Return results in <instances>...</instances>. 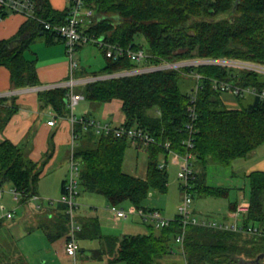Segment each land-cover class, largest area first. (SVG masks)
<instances>
[{
	"label": "trees",
	"instance_id": "1",
	"mask_svg": "<svg viewBox=\"0 0 264 264\" xmlns=\"http://www.w3.org/2000/svg\"><path fill=\"white\" fill-rule=\"evenodd\" d=\"M35 1L37 17H28L14 37L0 39V66L9 69L13 89L42 84L37 59L26 56L33 42L37 38L45 39L47 44L61 40L37 18L64 24L70 13L69 8H53L50 0ZM85 5L96 14L94 23L87 29L89 33L106 42L134 48L145 46L139 40L142 37L152 54L150 63L163 59L214 58L264 65V0H86ZM100 49L106 58L105 66L91 74L81 69L78 76L103 75L136 67L128 56L115 59L108 57L103 47ZM192 70L203 78L193 103L198 119L193 148L196 178L192 180L191 192L193 197L195 194L227 197L230 188L208 184L205 170L213 162L232 165L235 159L248 157L264 143V98L254 95L248 105L229 108L223 96L225 91L216 89L214 80L241 87L256 86L262 91L263 73L216 64L197 65L184 67L182 71L161 70L96 80L85 84L82 90L85 98L93 103L120 102L125 117L123 124L144 128L161 142L171 141L172 149L184 154L192 92L183 91L182 78ZM67 95L68 89L63 87L38 91L43 107L51 106L61 117L69 114ZM235 96L241 101L244 95ZM17 99V95L0 98V129L17 113ZM75 131L79 138L76 156L81 163L79 184L85 190L103 195L110 205L128 203L146 210L153 209L145 205L151 191H168L169 173L167 167H160L159 161L162 154H169L165 147L149 145L148 172L146 178H141L123 171L130 139L99 135L81 123L76 124ZM52 155L51 146L41 160L35 161L23 145L3 140L0 142V188L10 183L21 192V203H27L38 195L39 181ZM247 176L251 206L243 223L264 227V170H253ZM238 203H231V211ZM67 208L61 202L56 218L59 224L49 230L51 239L68 233ZM149 226L148 233L104 236L95 218L86 222L80 237H104L111 263L161 264L175 253L176 237L182 231L183 222L178 213L168 226L157 228L153 223ZM185 254L188 264H250L264 254V235L190 223L186 228ZM7 259L6 255L0 256V264H29L22 257L10 262ZM263 263L264 258L259 264Z\"/></svg>",
	"mask_w": 264,
	"mask_h": 264
},
{
	"label": "built area",
	"instance_id": "2",
	"mask_svg": "<svg viewBox=\"0 0 264 264\" xmlns=\"http://www.w3.org/2000/svg\"><path fill=\"white\" fill-rule=\"evenodd\" d=\"M85 3L86 0H71V5L69 7L70 13L67 21L64 24H54L45 20L42 17L37 18V20L46 29L53 30L56 35L66 43L67 53L70 59V74L66 80L47 84L45 86L40 87L35 86V89L45 90L59 87L68 89L67 104L69 114L67 118L73 126V142L77 138V134L75 131L76 124L81 123L84 125L85 128H93L95 132L99 135L112 134L119 138L125 137L130 140L138 141L144 147H148L151 144H160L161 146L165 147V149L169 150V152H175L171 147V141L161 142L157 139L155 135L151 134L144 128L137 126H128L126 124L113 125L111 122L102 121L89 116L78 117L75 112L76 107L81 102V100L86 99L85 94L78 92L76 89L79 84L85 85L89 82L101 79L136 75L161 70L182 71L183 68L187 66L191 67L197 65L212 64L231 66L241 70L245 69L264 74V65L251 61H243L236 59L195 58L183 61H170L163 59L158 63H150L148 62V60L152 57V54L149 53L148 50H146L144 47H125L120 44L109 43L106 42L103 38H99L96 34L89 33L87 29L94 23L96 14L94 9L86 7ZM0 7L3 12H18L25 14L28 17H37V5L35 0H0ZM89 43H94L99 47H103L106 50V54L108 57L118 59L119 57H122L124 55L128 56L136 64V67L109 74L86 75L79 77L77 73L80 69V64L75 59V55L81 45H86ZM187 74L194 76L197 80V83L192 91V105L189 108L190 120L186 125L188 137L184 140V143L186 144L187 151L184 154H179L180 164L178 177L184 182L182 184L184 198L179 206V214L183 222V227L182 231L176 237V242L179 244L180 252L183 255L185 264H188L185 254L186 228L190 223L215 226L233 231H241L251 235H264L263 226L259 224L245 225L243 223L244 218L250 210V202L240 201L236 209L231 211L229 214L232 220L221 222L207 220L203 217L200 218L194 214V211L191 208L194 198L191 192V189L193 187L192 180L196 178L193 148L195 147L198 119V114L193 103H195L197 99V93L200 88V80L203 78V76L197 73L195 70L189 71ZM214 87L218 90L231 92L234 95L252 94L259 95L260 97L264 98V90L259 91L256 86L241 87L231 82L214 80ZM12 95L15 94L12 92L0 93V98ZM48 124L54 125L55 119H51ZM70 161L71 170L69 177L65 181L64 192L63 197L61 198V202L67 204V212L69 214V231L68 237L66 239L65 251L69 256L74 257L75 262L78 263L77 256L79 251L81 250L78 234L82 230V224L80 223L75 214L76 209L79 207L76 198L79 195L78 186L81 171V163L77 159L74 151L71 154ZM160 167L165 168L167 167V164H160ZM12 194L15 200L20 201L21 192L13 188ZM2 197L3 192L1 187L0 200L2 199ZM37 198L38 196L34 195L30 200ZM4 208L5 207L2 206V209ZM109 209L116 220L125 219L128 218L131 214H136L145 222L154 223L157 228H163L165 226H168L171 221V219L164 217L162 212L157 208L146 210L144 208H138L135 205H132L129 210H126L125 208H122L120 206L111 205ZM15 212V210H11L5 213H0V220L3 218L8 220L14 219Z\"/></svg>",
	"mask_w": 264,
	"mask_h": 264
},
{
	"label": "rangeland",
	"instance_id": "3",
	"mask_svg": "<svg viewBox=\"0 0 264 264\" xmlns=\"http://www.w3.org/2000/svg\"><path fill=\"white\" fill-rule=\"evenodd\" d=\"M139 40L145 45L144 47L147 50L145 39L141 37ZM38 42H40V38H37L33 42L31 49L26 52L27 58H38L39 55L43 54L41 55V58L44 60L47 59L48 56H46L40 46L37 45ZM75 59L79 62L80 69H85L86 72L90 74L93 72H99L106 63V58L102 50L94 43L86 44L79 49L75 55ZM196 83L197 80L194 76L184 74L182 78L183 91L192 92ZM80 86H82V84H79L77 87ZM223 96L225 97L226 105L229 108H238L243 105H248L255 97L252 94H245L241 98V101H239L231 92H225ZM89 105L90 102L87 99L81 100L75 110L77 116L81 117L84 113L92 112L91 115L99 120L111 122L113 125H120L122 118H124V115L121 118H114L111 114L107 113L108 111L105 110V106L99 110L91 111ZM125 160V171H135L139 164V170L143 172L144 167L147 166L148 163V154L145 149L137 150L133 147L127 151ZM159 161L161 164L166 163L161 157ZM256 169L264 170V143L250 153L248 157L235 159L232 165L225 166L214 162L210 163L205 170L207 183L214 186L228 187L230 188V194L227 197H205L195 194L191 205L194 214L207 220L220 222L222 217H227L229 215L231 203L236 201L250 202L251 187L247 174ZM64 170L65 169H59V167H54L47 175L42 176L40 179L38 184L39 194L45 200V208H57L61 203L63 193L61 191L60 179L62 175L64 176ZM167 170L169 173L168 191L164 193L158 190L151 191L145 205L148 208L159 209L163 216L168 219H174L179 213V206L184 198L182 190V184L184 182L178 177L179 166L174 165L171 162L168 165ZM12 189L13 187L10 183H6L2 187L3 197L0 200V213H5L11 210H15L16 212L14 219L9 221L13 223L11 224L12 226H10V229L8 228L9 226L4 223L0 226V256L6 255L8 257L7 260L10 262L17 257L18 248L20 247L31 264H110L108 263V260L111 255L99 258V252H97V254L95 252L96 255L93 254V251L99 250V238H82L79 237V235L78 238H80V245L86 250L84 253H82L81 250L79 251L77 259L78 263L75 262L74 257L67 255L60 256V258L46 257L48 239L47 237H44V230L37 227H33V229L29 227L31 224L27 222L28 219H26L24 215L27 207L32 206V203L39 204L41 201L32 199L27 204H22L20 201L14 199ZM78 192L79 195L77 196L76 201L79 207L76 209V216L84 212L98 211L99 208L104 209L107 207V209H109L111 206L103 195L89 192L80 184L78 186ZM43 193L48 196H45ZM2 206L5 208L2 209ZM119 206L126 210H129L132 207L131 204L128 203ZM108 212V217L111 216L113 220L112 225L116 226L114 215L110 213V211ZM132 219L137 220V223H135L136 228H133L131 233L135 232L138 234L149 232V223L147 224L146 222L141 221V218L136 214H131L128 218L121 219L118 222V226L122 227L126 222L131 223L130 221ZM228 220L230 221L232 218L228 216ZM223 221H227V219H223ZM116 231L119 232V230ZM174 254L178 255L176 259L173 256ZM174 254L165 258L166 261H163L162 264H185L183 255L180 252L179 244L175 243ZM45 258L46 260L49 259V261L44 262L43 260ZM111 264H125V262L119 261Z\"/></svg>",
	"mask_w": 264,
	"mask_h": 264
},
{
	"label": "crops",
	"instance_id": "4",
	"mask_svg": "<svg viewBox=\"0 0 264 264\" xmlns=\"http://www.w3.org/2000/svg\"><path fill=\"white\" fill-rule=\"evenodd\" d=\"M50 2L53 8L57 10H66L71 5V0H50ZM27 20H28V16L25 14L18 12H10V11L3 12L0 7V39H9L14 37L20 30L21 26ZM37 45H39L43 53L49 57V58L47 57V59L44 60L41 58V55H43L41 54L39 55L38 58H32V59H37L38 74L40 81L42 83L40 86H45L47 84L66 80L70 74V59L67 53L66 43L63 40H60L53 44H47L45 39L40 38V42H38ZM82 47L84 46L79 47V49H81ZM80 70L81 69H79V71ZM82 70L86 71L85 69ZM79 71L77 74H79ZM83 86L84 85L80 87H76L77 91L83 93L82 90ZM38 91L39 90L35 89V87L13 89L11 83V74L9 69L5 66H0V93H6V92L14 93L15 95L18 96L17 102L19 104V109L17 113H15L12 116V118L9 120V122L6 124V126L3 129H0V142H2L5 139H10L16 144L23 145V147H25L26 149L28 156L35 161L41 160L46 154V152L49 150V148L52 146L53 155L49 160V162L47 163L42 176L47 175L49 171H51L54 167H59V169H65L63 172L64 176L62 175L60 179L61 191L63 193V189H62L63 182L67 180L71 170V161H70L71 154L73 151L76 154V149L78 145L77 143L79 142V138H76L75 141L73 142V137H72L73 126L68 120V118L61 117L60 115H58V113L51 106L43 107L41 101L39 100ZM103 106H105L104 107L105 110L108 111L107 113L111 114L114 118L123 117V113L120 110V102L118 101L105 103V104L90 102L89 105L91 111L99 110ZM91 113L92 112L84 113V115L98 119L95 116L91 115ZM54 118H55V124L49 125L48 122ZM124 121H125V117L122 118L120 124H123ZM133 147L136 148L137 150L145 149L148 154L149 146L144 147L141 145V143L134 140H130V144L126 150V153L130 148ZM179 154L180 153H178L177 151H175L174 153L169 152L168 155L162 154L161 158L165 160L167 164V168L171 162L174 165L179 166L180 164ZM125 158H126V154H125ZM77 159L79 160L78 157ZM148 162H149V155H148ZM125 163L126 160L124 159L123 171L125 173L135 175L141 178H146L149 163H147V166L144 167L143 172L139 170V164L136 167L135 171L134 170L125 171L124 170ZM39 193L37 195L38 198L34 200L41 201V203L39 204L32 203V206L27 207L25 209L26 213H24V215L26 219H28L27 222L31 224V226L29 227H31L32 229L33 227H37L44 230L45 232L44 237L45 238L47 237L48 239L47 240L48 244L46 242L47 244L46 257L49 256L48 258L50 257L60 258V256H65V255L69 256L65 251V244H66V239L68 237V233L54 239H51L49 235V230L52 231L55 225L59 224L56 218L58 216L61 203L58 205L57 208H51V209L45 208L44 207L45 200L44 198L41 197ZM106 209L107 207H105L104 209L99 208L98 211H94V212L92 211V212H84L78 214L77 218L82 224V228L85 226L87 221L98 218L101 226V231L104 234V236H108V235L122 236L124 234H136L135 232L131 233L132 232L131 230L133 228H136L135 223H137V220L132 219L130 221L131 223L126 222L122 227H119L118 222L121 219L116 220L114 218L115 219L114 221H116L115 223L116 226H114L112 225L113 220L111 216L108 217V213H109L108 211H110V209L107 210ZM110 213L112 212L110 211ZM228 216L222 217L221 221H223V219L228 220ZM1 220L2 223L9 226L8 228L10 229V226H12L11 224L13 223L9 222L10 220L4 218ZM140 220L145 222L142 219ZM146 223L152 224L151 222H146ZM116 230H119V232H117ZM78 235L80 237V232ZM95 238H99L100 245H99V250L93 251L94 252L93 254H95V252L96 254L97 252H99V258L108 256L109 254H107V245H105V238L104 237H95ZM18 249L19 250L17 252V257H22L29 264H31L30 261L27 259L24 251H22L20 247ZM85 250L86 249L81 247L82 253H84ZM173 256L175 257V259L178 257L177 254H174ZM111 260L112 258L110 256L108 263L111 264ZM43 261L48 262L49 259L46 260L45 258ZM163 261L166 260L164 259Z\"/></svg>",
	"mask_w": 264,
	"mask_h": 264
},
{
	"label": "water",
	"instance_id": "5",
	"mask_svg": "<svg viewBox=\"0 0 264 264\" xmlns=\"http://www.w3.org/2000/svg\"><path fill=\"white\" fill-rule=\"evenodd\" d=\"M264 258V254H261L260 256L257 257V259H255L253 262H251L250 264H259L260 260Z\"/></svg>",
	"mask_w": 264,
	"mask_h": 264
},
{
	"label": "bare ground",
	"instance_id": "6",
	"mask_svg": "<svg viewBox=\"0 0 264 264\" xmlns=\"http://www.w3.org/2000/svg\"><path fill=\"white\" fill-rule=\"evenodd\" d=\"M154 62V61H153ZM240 99V98H239ZM12 100V99H11ZM66 116V115H65ZM55 119V118H54ZM57 119V118H56ZM18 145V144H17ZM41 164V163H40ZM43 165V164H42ZM81 179V178H80Z\"/></svg>",
	"mask_w": 264,
	"mask_h": 264
}]
</instances>
